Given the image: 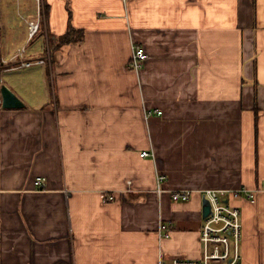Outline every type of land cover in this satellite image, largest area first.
<instances>
[{"label":"crops","instance_id":"1","mask_svg":"<svg viewBox=\"0 0 264 264\" xmlns=\"http://www.w3.org/2000/svg\"><path fill=\"white\" fill-rule=\"evenodd\" d=\"M3 85L25 107L0 104V264L198 259L205 189L254 192L228 200L243 264H264V0H0Z\"/></svg>","mask_w":264,"mask_h":264},{"label":"built area","instance_id":"2","mask_svg":"<svg viewBox=\"0 0 264 264\" xmlns=\"http://www.w3.org/2000/svg\"><path fill=\"white\" fill-rule=\"evenodd\" d=\"M41 31V19L28 22V36L32 40ZM26 48L21 50L17 57L21 60L20 67H31L35 64H43L45 60L37 59L33 61L26 60L24 55ZM150 56L142 45L133 44L132 55L129 62V69L139 72L143 69L145 63ZM2 104V98H0ZM158 115H162L161 110H155ZM154 153L143 152L142 157L153 156ZM166 176L161 172L157 173V192L163 194L169 192L172 200L177 202H188L193 196L190 190H176L165 187ZM37 190H45L47 188V178L38 176L34 180ZM211 206L210 214L203 219V225L200 232V241L202 243V253L198 259L176 258L171 260L170 264H243L242 261V240H243V224L242 212L239 208L234 207L229 199V195L235 197L245 196L254 201L255 194L247 189L228 192L224 190L205 189L200 192ZM114 196H110L109 200H113ZM160 232L163 237L171 236V224L162 222ZM160 264H166L161 259Z\"/></svg>","mask_w":264,"mask_h":264},{"label":"water","instance_id":"3","mask_svg":"<svg viewBox=\"0 0 264 264\" xmlns=\"http://www.w3.org/2000/svg\"><path fill=\"white\" fill-rule=\"evenodd\" d=\"M2 105L6 109H19L25 107V103L8 86L1 88ZM211 212V206L207 199L204 200L203 218H206Z\"/></svg>","mask_w":264,"mask_h":264},{"label":"trees","instance_id":"4","mask_svg":"<svg viewBox=\"0 0 264 264\" xmlns=\"http://www.w3.org/2000/svg\"><path fill=\"white\" fill-rule=\"evenodd\" d=\"M77 33H78V35H75ZM82 38H83L82 32H79V31L75 30V28H73L71 26V27H69L67 33L59 38L58 46H61V45H64V44L65 45L71 44L73 42H76L77 39L81 40ZM17 65H19V64H17Z\"/></svg>","mask_w":264,"mask_h":264},{"label":"rangeland","instance_id":"5","mask_svg":"<svg viewBox=\"0 0 264 264\" xmlns=\"http://www.w3.org/2000/svg\"><path fill=\"white\" fill-rule=\"evenodd\" d=\"M38 41H39V40L34 39L33 43L30 45L29 49L32 48V46H33V44H34L35 42H38ZM29 42H31V40H29Z\"/></svg>","mask_w":264,"mask_h":264}]
</instances>
